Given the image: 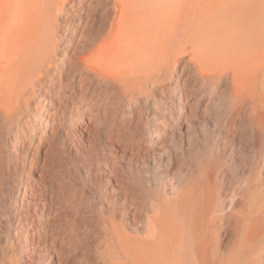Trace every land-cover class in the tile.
<instances>
[{"label":"bare ground","instance_id":"bare-ground-1","mask_svg":"<svg viewBox=\"0 0 264 264\" xmlns=\"http://www.w3.org/2000/svg\"><path fill=\"white\" fill-rule=\"evenodd\" d=\"M62 11L75 20L65 44L56 32ZM178 71L228 90L227 138L242 140L241 127L264 147V0H0V124L31 104L42 119V102L53 107L48 99L67 82L73 97L92 84L132 101L135 93L178 78ZM63 100H55L57 108ZM46 113L45 128L55 121ZM75 125L73 149L96 154L98 133ZM25 130L14 148L26 178L16 186L10 214L0 216V264H264V203L254 204L248 188L234 190L226 204L210 174L200 175L167 199L162 173L153 171L146 186L154 184V199L139 202L115 176V163L105 160V185L97 182L95 192L106 206L97 214L84 195L67 196L55 184L51 140ZM179 132L170 136L177 148L184 140ZM118 136L113 154L136 179L147 177L160 155ZM166 147L160 146L165 155ZM258 174L264 181V160Z\"/></svg>","mask_w":264,"mask_h":264},{"label":"rangeland","instance_id":"rangeland-1","mask_svg":"<svg viewBox=\"0 0 264 264\" xmlns=\"http://www.w3.org/2000/svg\"><path fill=\"white\" fill-rule=\"evenodd\" d=\"M74 22L75 20L72 21L64 11L58 16L56 32L62 43L71 36ZM182 72L178 71L176 74L178 78L171 79V82L165 86H159L141 96L135 93L131 98L132 101L126 98L121 99L120 92L111 87L97 88L92 84H87L89 87L84 92L75 89L73 97L69 85L72 83L67 82L58 91L59 94L52 93L51 99H48L53 107L46 106L45 109V104L40 100L43 110L42 119L33 112L35 109L33 104L29 106V111L24 113L15 111L9 120L3 119L0 124V216L10 214L13 201L18 200L16 186L20 179L26 178V174L17 168L18 155L14 148L16 135L22 127L26 129V132L33 127L38 136L44 134L49 141L51 140L49 161L55 184L61 186L67 196L81 199V195H84L83 202L97 214L106 206L100 202L99 194L95 192L97 182H100L101 187L105 185L103 177L105 160H108L107 163L110 165L115 163L114 169L117 170L115 176L124 180L125 185L130 187L133 193L128 191V195L132 197V200L147 203L154 199L152 192L154 184L153 188L146 186V179H149L152 184L154 171L155 175L162 173L165 184L164 197L167 199L172 198V193L181 190L190 180L200 175L210 174L212 184L220 192L221 199L226 204L230 201L234 190L248 188L252 193L253 203L257 204L259 199H262L258 202L262 205L264 197L259 195L264 194V181L258 179L264 160V147L261 142L256 139L255 134L247 135V131L244 133L241 127L238 129L242 140L238 136L228 139L225 128L228 124L227 113L230 106L229 91L226 89L227 92H225L222 88H218L213 80L197 78L189 71ZM12 95L8 94L9 104L13 103ZM78 95L80 97H77ZM59 97L64 98L61 108H57L59 105L55 101ZM46 104L49 103L46 102ZM69 107L72 108L69 109ZM47 110L49 115H53L55 121L47 124L48 127L45 128L42 122L47 121L45 117ZM177 118L181 119L179 124ZM77 121L98 133L97 148L93 151L96 154L93 153L94 155L90 157L84 153L83 149L75 150L72 147L76 143L72 140L71 129L75 128ZM54 127L57 128L55 135L50 136L52 130L55 131ZM178 132L184 137L181 148L175 147L170 139L171 135L175 136ZM117 133L119 136L116 135ZM187 133L193 142L190 147L185 142ZM116 136H122L130 147L137 150L147 149L149 152L160 155V159L154 158L157 162L154 168L150 161L151 169L147 175L148 178L143 175V178H139L141 181L136 179V172L132 171L131 174L127 172L123 162L113 154L111 150L118 147L117 140L114 139ZM160 146L161 148L167 146L166 155ZM31 153L30 149L29 154ZM117 161H119L118 164ZM107 169H109L108 166ZM95 176H98L97 180L100 177L101 181H96ZM262 177L264 178V174ZM31 178L35 177L31 176ZM172 182L176 189L171 191ZM6 236L1 242V247H4L7 242Z\"/></svg>","mask_w":264,"mask_h":264}]
</instances>
